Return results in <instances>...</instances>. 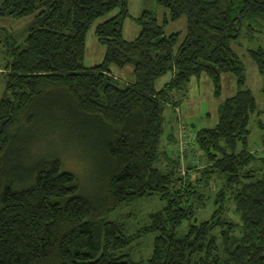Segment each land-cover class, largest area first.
<instances>
[{
    "label": "trees",
    "instance_id": "obj_1",
    "mask_svg": "<svg viewBox=\"0 0 264 264\" xmlns=\"http://www.w3.org/2000/svg\"><path fill=\"white\" fill-rule=\"evenodd\" d=\"M155 2L168 12L163 22L143 11L138 36L128 40V0H1L0 17L33 20L24 41L4 52L0 264H264V152L249 146L254 116L264 145L263 111L235 48L247 21L250 30L254 22L264 24V0ZM113 11L96 27L104 58L86 67L87 32ZM182 18L184 36L165 32ZM247 55L264 78V49ZM129 66L132 82L113 74V68ZM173 71L158 90L157 80ZM202 75L216 95L224 77L232 76L236 92L219 105L217 124L196 132L209 166L185 178L176 159L161 166L165 104ZM56 111L69 120L75 140L83 135L101 158L94 194L64 169L57 151L37 156L44 127L59 122ZM213 177L219 185L209 195L200 186L210 188ZM151 195L164 206L148 225L130 234L124 222L109 220L120 206ZM210 202L212 213L197 221ZM185 221L194 222L179 235ZM148 233L156 235L151 256L134 260L129 250Z\"/></svg>",
    "mask_w": 264,
    "mask_h": 264
},
{
    "label": "rangeland",
    "instance_id": "obj_2",
    "mask_svg": "<svg viewBox=\"0 0 264 264\" xmlns=\"http://www.w3.org/2000/svg\"><path fill=\"white\" fill-rule=\"evenodd\" d=\"M128 2L130 16L125 22L124 29V36L128 40H133L138 36L140 26L137 24V18L143 11H153L158 17L160 23L163 22L165 13H168L163 7L159 6L155 0H128ZM115 13L116 11H113L109 14L98 17L89 28L86 37V53L84 58V65L86 67H92L103 60L105 47L98 41L96 27L99 23L115 15ZM32 20L33 17H0V99L5 89L3 74L6 72V60H4V52L10 47V45L20 44L24 41ZM247 24L248 21L244 25L240 38L235 43L237 44L235 48L239 53H243L240 54V56L246 65L247 86L251 88L256 96L258 105L263 111L261 119L264 121V78L259 74L252 58L247 55L249 49H256L259 47L264 49V24L258 25L257 22H254L252 23V30L249 29L250 27L247 26ZM186 27V19L182 18L179 21L169 22V24L166 25L165 32L171 34L181 31L184 36ZM124 71L125 70L114 68V72L117 76L126 80ZM170 76L171 74L169 73L158 79L156 82V88L158 90L161 89L163 84L169 80ZM232 80V76L224 77L221 95L215 94L212 81L206 75H202L200 78L191 79L188 87L179 92L175 91L174 94L181 95V99L177 96L178 101L180 99V101L177 102L178 104L176 101H171L173 103L165 104L164 132L162 136L163 143L161 146L166 149H169L172 146V144L167 142V139L174 134L175 130H178L180 124L188 125L186 126V129H191L190 131L192 133L203 127H214L219 120L218 107L220 103L236 92V84L234 88ZM168 105H171L174 108L179 105L180 110L183 108V113H181L182 117H179V113L175 110L173 111ZM63 115L62 111H56L53 116L59 121L58 124L51 123L44 127V132L41 134L44 137V142H42L37 156L42 158L46 157L45 155L48 156L53 154V151H57L64 160V169L76 173L83 181L84 185H86L84 188L87 193L94 194L91 191L97 189L99 184L98 180H100L101 177L99 167L101 158L93 147H90L88 143L84 142L83 135L81 136V139L79 137L78 141L75 140L74 134L70 128H68V126L71 127L70 122L67 118H64ZM258 120L259 119L254 116L250 125L251 137L249 146L252 149L257 150V152L254 151L255 153L264 152L263 141L260 139V134L263 130L259 128ZM196 142L197 141L193 144H196ZM187 153L188 151L185 152L184 159L189 160L190 155ZM261 155L263 156L264 153ZM202 160L201 157V161ZM193 167L194 165L191 166L189 161H184L183 165H180L179 167V175L183 176L184 173H182V171H185V174L187 175L185 178H188V176L196 171H192L194 169ZM218 180V177L211 178L210 188L200 186V190L205 191V193L209 195V192L215 193L219 185ZM184 181L185 180H182V182ZM201 183L203 184L204 182ZM163 206L164 201H162L158 195L146 196L120 206L110 215L109 220L116 219L117 221L124 222L131 234L136 232L139 228L148 225L151 220L150 215L161 210ZM212 211L213 206L210 202L207 208L198 211L197 221L208 218ZM192 222L194 221H185L178 229V234L184 235L188 230L189 224ZM155 236L154 233H148L142 235L137 241H135L132 248L129 250L134 260L149 258L151 256Z\"/></svg>",
    "mask_w": 264,
    "mask_h": 264
},
{
    "label": "crops",
    "instance_id": "obj_3",
    "mask_svg": "<svg viewBox=\"0 0 264 264\" xmlns=\"http://www.w3.org/2000/svg\"><path fill=\"white\" fill-rule=\"evenodd\" d=\"M113 70V74L118 78V79H120L122 82H125V83H127V82H132L133 80H134V76H133V67L132 66H129V67H127V68H125V69H120V70H125L124 71V73H125V78H126V80H124V79H121L119 76H117V74L114 72V68L112 69ZM170 74H171V76H170V78H169V80H167L164 84H163V87L161 88V89H163L165 86H166V84L171 80V79H173V77L175 76V72L173 71V72H169ZM169 73H167V74H169ZM166 74V75H167ZM200 78V77H199ZM232 84H233V87L235 88V79L233 78V80H232ZM161 89H159V90H161ZM175 92V91H174ZM174 92H172V94L170 95V99H172V100H168L169 102H167V103H173V102H175L176 101V103L177 102H179L180 101V99H181V95H178V94H174ZM177 92H179V91H177ZM177 96L178 97H180V99H179V101H178V99H177ZM174 97V98H173ZM176 98V99H175ZM171 101H173V102H171ZM178 104V103H177ZM221 104V103H220ZM168 106H170L172 109H173V111L175 110L176 112H178L179 113V117H182V115H181V113H183V108H181V110H180V108H179V105L178 106H175V108L174 107H172L171 105H168ZM166 108V107H165ZM165 117V116H164ZM184 124V123H183ZM164 125V124H163ZM183 126H188V125H183ZM190 126V125H189ZM191 127V126H190ZM192 128V127H191ZM188 130H191V129H188ZM198 131V130H197ZM197 131H195V132H193L194 134L197 132ZM163 132H164V128H163ZM162 136H163V133H162ZM161 139H162V141H161V145H162V143H163V138L161 137ZM181 139V124L179 125V127H178V130H175V132H174V134L172 135V136H169V138L167 139V142H169L170 144H172V146L169 148V149H166L165 147H162L161 145H160V162H161V166L162 167H164V166H170V165H174V163H175V159H176V161H177V167H178V174H179V167H180V165L182 166L183 165V162L184 161H189L190 163H191V166H193L194 165V169L192 170V171H194V170H196V171H194L192 174L194 175V174H196L197 172H201L204 168H206L207 166H209V163H207V161H206V159H205V157H203L202 155H201V153H200V149H199V146L197 145V143L196 144H191V145H189V147H188V149H187V151H188V155H190V159L188 160V159H183V160H181V154H180V151H179V147H178V143H179V140ZM251 148V147H250ZM251 152H254V151H256L257 152V150H254V149H252L251 148V150H250ZM201 157H202V161H201ZM191 161H193V162H191ZM202 168V169H201ZM191 171V172H192ZM189 175V174H188ZM183 176H186V174H184ZM192 176V175H191ZM202 177V175H201V173H199L198 175H196V176H194V177H192L193 179H199V178H201Z\"/></svg>",
    "mask_w": 264,
    "mask_h": 264
},
{
    "label": "built area",
    "instance_id": "obj_4",
    "mask_svg": "<svg viewBox=\"0 0 264 264\" xmlns=\"http://www.w3.org/2000/svg\"><path fill=\"white\" fill-rule=\"evenodd\" d=\"M196 134L186 129L185 126L181 125V139L179 140L178 147L181 154V160L184 159V154L187 151L189 145L193 144L196 140ZM197 143V142H196ZM185 174V171H182Z\"/></svg>",
    "mask_w": 264,
    "mask_h": 264
}]
</instances>
